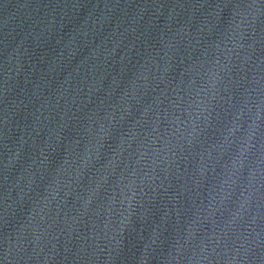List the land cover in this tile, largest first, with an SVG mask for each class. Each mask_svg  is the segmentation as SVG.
Instances as JSON below:
<instances>
[{
	"label": "water",
	"instance_id": "water-1",
	"mask_svg": "<svg viewBox=\"0 0 264 264\" xmlns=\"http://www.w3.org/2000/svg\"><path fill=\"white\" fill-rule=\"evenodd\" d=\"M0 264H264V0H0Z\"/></svg>",
	"mask_w": 264,
	"mask_h": 264
}]
</instances>
